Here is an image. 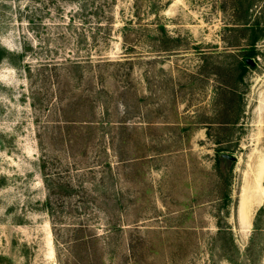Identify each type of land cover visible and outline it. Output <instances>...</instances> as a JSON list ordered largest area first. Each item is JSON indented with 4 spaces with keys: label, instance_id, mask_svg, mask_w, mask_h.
Listing matches in <instances>:
<instances>
[{
    "label": "rangeland",
    "instance_id": "374dc122",
    "mask_svg": "<svg viewBox=\"0 0 264 264\" xmlns=\"http://www.w3.org/2000/svg\"><path fill=\"white\" fill-rule=\"evenodd\" d=\"M0 264H264V0H0Z\"/></svg>",
    "mask_w": 264,
    "mask_h": 264
},
{
    "label": "trees",
    "instance_id": "16d2710c",
    "mask_svg": "<svg viewBox=\"0 0 264 264\" xmlns=\"http://www.w3.org/2000/svg\"><path fill=\"white\" fill-rule=\"evenodd\" d=\"M240 7L244 8V1H241ZM259 36H256V38H252L249 42V45L251 46L250 50H248L246 57L241 61V67L244 70L247 66H250L249 63H247L248 57H253L257 52H256V42L258 40ZM223 150H218V157H217V162H216V168L218 170V177L221 181V186L223 187V192L221 196V206H220V212L222 214V218L227 219L230 216V205L232 203V197H233V178H234V160L224 158L222 157ZM222 163H230L229 169L227 172H223L221 170V165ZM45 182L48 183V178L45 176ZM229 223L226 221L225 226L222 225V223L219 225V231L222 232V234H231L232 230L231 227H228Z\"/></svg>",
    "mask_w": 264,
    "mask_h": 264
},
{
    "label": "water",
    "instance_id": "95a60500",
    "mask_svg": "<svg viewBox=\"0 0 264 264\" xmlns=\"http://www.w3.org/2000/svg\"><path fill=\"white\" fill-rule=\"evenodd\" d=\"M247 63L251 64V65H254L255 64V61L251 58L247 59ZM222 157L224 158H228V159H231V160H236V157L233 156V155H230L228 153H223L222 154Z\"/></svg>",
    "mask_w": 264,
    "mask_h": 264
}]
</instances>
